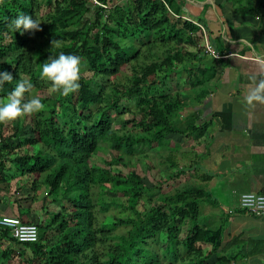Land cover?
Instances as JSON below:
<instances>
[{
	"label": "trees",
	"instance_id": "obj_1",
	"mask_svg": "<svg viewBox=\"0 0 264 264\" xmlns=\"http://www.w3.org/2000/svg\"><path fill=\"white\" fill-rule=\"evenodd\" d=\"M227 2L221 0L219 8ZM186 4L0 0V72L12 76L0 86V101L20 80H27L32 87L24 99L37 97L43 104L39 112L18 117L17 126L0 122L1 189L9 196L22 190L29 205L38 200L42 208L48 196L57 207H44L38 222L20 218L37 226L35 242H19L0 226V264H10L13 257L24 264H244L264 257V241L242 232L222 246L229 212L214 227L199 222V204L210 203V193L195 184L148 195L147 206L138 209L141 195L162 185L145 186L125 159L164 145L169 148L171 135L189 142L191 136L203 135L205 125L196 126L195 111L182 122L178 118L188 104L202 102L209 93L207 84L224 67L220 57L205 50L206 41L224 55L221 38H211L202 18L182 17ZM259 4L238 12L262 19ZM21 14L31 16L39 28L23 34L11 30L10 22ZM60 52L79 56V88L67 96L52 90L47 95L51 83L40 79V67ZM173 74L183 75L191 93L187 97L181 90L185 84H171ZM24 131L27 136H21ZM103 143L115 155L107 153L110 159L99 167L92 160L99 151L106 153ZM165 152L174 171L163 181L174 187L184 167L178 166L176 151ZM7 163L14 170L11 178L5 176ZM118 164L124 173L114 167ZM108 194H121L126 204L103 202L101 197ZM113 207L122 215L98 218Z\"/></svg>",
	"mask_w": 264,
	"mask_h": 264
},
{
	"label": "crops",
	"instance_id": "obj_2",
	"mask_svg": "<svg viewBox=\"0 0 264 264\" xmlns=\"http://www.w3.org/2000/svg\"><path fill=\"white\" fill-rule=\"evenodd\" d=\"M207 4L213 8H205ZM218 4H221V0H189L182 8L185 14L182 17L187 19H197L204 12L206 28L213 27L215 37L221 38L225 54L220 58L224 67L207 84L209 93L202 102L192 103L190 110L178 118L182 122L186 114L195 111L199 114L196 126L205 125L203 135L196 138L191 136V142L188 138L181 139L177 135H171L167 139L171 146L176 147L177 157L180 158L181 167H184L179 181H176L182 182L181 186L188 180L197 181L209 193L217 190L215 194L231 203V209L227 211L231 210V217L229 229L224 231L227 235V239H223L224 244L240 232L246 238L264 241V217L238 210L240 193H264V102L250 106L244 100L257 83L264 81V39L251 40L250 31L239 30L241 23L231 17L230 7L224 4L221 10ZM225 20L227 22L223 26ZM221 27L222 31L219 29ZM259 27L261 35L264 32V23L261 22ZM185 150L195 152L190 155ZM173 171L174 169H170V174ZM0 186L2 188L3 183ZM225 187L230 190L229 194ZM1 188L0 217L15 215L29 222L37 217L34 215L33 206L30 207L25 200L21 203L26 208L24 215L19 213L20 201H15L19 204L16 203V209H12L9 200L18 198H9ZM205 204H213L215 208L214 203ZM249 218L252 220L249 221ZM2 244L6 245L3 240ZM263 260V256L249 258L246 264H264Z\"/></svg>",
	"mask_w": 264,
	"mask_h": 264
},
{
	"label": "rangeland",
	"instance_id": "obj_3",
	"mask_svg": "<svg viewBox=\"0 0 264 264\" xmlns=\"http://www.w3.org/2000/svg\"><path fill=\"white\" fill-rule=\"evenodd\" d=\"M189 0H186V3H188ZM217 2H219V0H216ZM235 0H228L227 4H225V6H228L230 7V15L231 17H235L239 23H241L240 25V28L239 30L241 32H248L250 31L251 32V40L255 39L257 41H260L264 39V32L263 34L260 35L259 33V24H261V22L264 23V18H255L251 15H247V14H241L239 13L238 11L240 10V8L242 7H248V5H251L253 7H255L256 9L259 7V2L262 3V8L260 10V14H264V0H239V4H235L234 3ZM205 8L207 9H210L211 6H209L208 4L205 6ZM213 8V7H212ZM211 8V9H212ZM228 9V10H229ZM228 10L225 11V13L228 12ZM204 12L199 16L200 18L204 19ZM234 14V15H233ZM225 16V15H224ZM226 20L223 22V26L226 24ZM217 25H221V24H217ZM207 28H209L207 26ZM226 28V27H224ZM221 29L222 31V27L219 28ZM210 30V33H211V38L213 39L214 36H215V29L213 27H210L209 28ZM261 31V29H260ZM254 41V40H253ZM181 75H176V74H173L171 77H170V82L171 84L174 86L176 83L179 84V86H183L184 84V87L185 89H181L182 90V96L184 97H187L188 94H191L189 92V89H188V86L186 85V83L183 81L182 77L183 75L180 77ZM45 93L47 95H51V89H48V90H45ZM34 95V94H32ZM190 105L191 104H188L187 106V112L188 110H190ZM125 115H122V117H124ZM118 118H116L117 120ZM115 120V121H116ZM25 122H28V119L25 120ZM11 123L13 124V126H17L18 124V118L15 119V120H11ZM117 127V126H115ZM28 133L26 131L22 132V135L21 136H27ZM166 142V141H164ZM169 148H167L168 146L167 145H164L163 147H159L157 149H153V150H149V151H146L145 153H142V152H138V153H134L132 155H130L129 157H127L125 160L129 163L130 166H132L136 172L143 177V182L145 184V186H160L162 185L161 189L158 190V189H154V190H148V193L147 192H144L141 197H140V202L138 204V209H142V207H146L147 206V196L148 195H152V196H156L157 194L159 193H171L174 191V188L175 187H178L180 188L181 187V184L182 182H176L174 187H170L169 186V183H164V178H167L168 175L170 174V169H169V166L166 162V158H165V151H167L166 149H168V155H173L175 154V147H171V142H169ZM15 144H18V140H15ZM102 146L105 147V150H106V153L104 152H101L99 151L97 154H96V157L92 160V164L93 165H96V166H99V167H102L104 166L105 164V160H109L110 159V156L107 154H112V155H115V152H112L110 150H108L107 148V145H105V143L102 144ZM171 147V148H170ZM28 150H32L31 147L28 148ZM195 151H189L190 155L192 153H194ZM160 154V155H159ZM178 159H180L179 157H177ZM200 159V157L198 158ZM7 169H6V178H11L14 174V170L11 166L10 163H7L6 165ZM114 166V165H113ZM148 166H151V167H148ZM178 166L181 167L182 165L180 164V162H178ZM202 166V165H201ZM116 168H119L121 170L122 173L125 172V169L121 166V164H118L117 166H114ZM210 174V172H209ZM198 177L200 178L201 176L198 175ZM197 177V179H199ZM186 183L188 182L189 184H195L197 185V187H202L204 188L202 185L199 184V182L197 181H194L192 180L191 182L188 180V181H185ZM184 182V184H186ZM19 184H21V181L18 182ZM1 188V186H0ZM226 190H229L227 187H225ZM245 190V188H244ZM216 192H218L217 190H214L213 192H210V203H213V201H215V208H213L212 205H207L203 202H200L199 204V208H200V218H199V222L200 223H203V224H206L208 227H214L216 225H218L220 219L222 216H225L227 214V211L229 209H231V203L224 199V198H221L220 196H218L217 194H215ZM228 194L230 193V190L227 191ZM4 194H7L9 195L7 192H5ZM23 194V196L25 197L23 191L21 190L19 194H17V196H9V198L11 197H15V198H19L18 200H14V199H10L9 202L10 204L9 205H12V209H16V203L19 204V202H16L15 201H20V208H19V213L21 215H24L25 213V207L24 206H21V203L23 200H27L29 198L28 195L27 197H25V199H23V197H19V195ZM51 198L46 196L43 198V205L44 207H48V208H52L54 210H57V207L54 206V204H51L50 202ZM101 200L103 202H109L111 200H115L117 203H122V204H126L125 203V198L124 196H122L121 194H117V195H111V194H108V195H104L101 197ZM29 200H27L28 202ZM31 207L33 206V208L35 209V212H34V215L37 216L36 218H34L33 222H38L39 220H41V217L42 215L45 213V208L41 207V201H38L36 200L35 203L31 204L30 205ZM231 214V213H230ZM122 215V211H119L118 209L116 208H110L108 210V212H106L105 214H100L98 213L97 216L99 219H114V217L116 216H121ZM241 216V214H239V217ZM251 218V217H250ZM248 219L249 221L252 220V219ZM229 226L227 225L226 226V229H229L228 228ZM10 232V231H9ZM224 237H225V240L227 239V235L224 234ZM223 237V239H224ZM158 244L162 243L160 241L157 242ZM222 244H224V242L222 241ZM27 253L30 254L29 250L27 249ZM256 257H253V258H250V259H255ZM15 262H17V264H24L23 261L19 259L16 260V258H12V260L10 261V264H15ZM264 262V260H263ZM247 262H245L244 264H246ZM237 264H243L242 262H238Z\"/></svg>",
	"mask_w": 264,
	"mask_h": 264
},
{
	"label": "clouds",
	"instance_id": "obj_4",
	"mask_svg": "<svg viewBox=\"0 0 264 264\" xmlns=\"http://www.w3.org/2000/svg\"><path fill=\"white\" fill-rule=\"evenodd\" d=\"M39 24L27 14L17 15L9 24V28L23 34L39 28ZM80 58L75 54L60 52L40 67L39 77L51 83L52 92L67 96L79 88ZM8 72H0V86L11 81ZM32 87L30 81L20 80L7 94V99L0 101V122L15 120L27 114L39 112L43 108L37 97L24 99L25 93ZM245 102L254 106V103L264 102V81L253 87L244 97Z\"/></svg>",
	"mask_w": 264,
	"mask_h": 264
},
{
	"label": "built area",
	"instance_id": "obj_5",
	"mask_svg": "<svg viewBox=\"0 0 264 264\" xmlns=\"http://www.w3.org/2000/svg\"><path fill=\"white\" fill-rule=\"evenodd\" d=\"M201 28V26L199 25ZM205 50L214 58H219L210 44L205 41ZM238 209L245 210L254 216H264V193L244 192L238 196ZM231 213V210L229 211ZM0 226L8 228L11 236L19 242H35L38 238L37 226L33 223H23L17 216H1Z\"/></svg>",
	"mask_w": 264,
	"mask_h": 264
}]
</instances>
